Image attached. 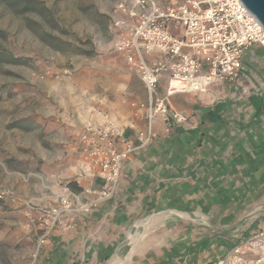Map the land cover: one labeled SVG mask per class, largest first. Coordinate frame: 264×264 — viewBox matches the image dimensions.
Here are the masks:
<instances>
[{"label": "crops", "instance_id": "1", "mask_svg": "<svg viewBox=\"0 0 264 264\" xmlns=\"http://www.w3.org/2000/svg\"><path fill=\"white\" fill-rule=\"evenodd\" d=\"M259 48L253 44L244 51L236 81L215 83L221 90L212 91L221 97L210 100L206 90L170 97L169 106L187 120L166 129L163 118L155 116L151 140L123 162L111 197L97 199L101 178L76 176L73 205L91 204L61 218L39 245L35 264H110L115 256H129L127 264H215L234 243L264 229V54L256 53ZM165 84L162 76L159 96ZM116 97L108 116L124 137L138 143V133L147 130L138 103L147 101V91L144 101ZM87 119L81 125L96 123ZM58 142L76 165L78 132L75 136L70 129ZM31 209L13 207L17 221L5 226L1 238L13 244L29 238Z\"/></svg>", "mask_w": 264, "mask_h": 264}, {"label": "rangeland", "instance_id": "2", "mask_svg": "<svg viewBox=\"0 0 264 264\" xmlns=\"http://www.w3.org/2000/svg\"><path fill=\"white\" fill-rule=\"evenodd\" d=\"M34 1L37 10L0 0V51L25 61L0 62V264H35L40 216L78 176L59 139L70 129L79 135L84 119L111 121L117 93L146 99L139 75L112 47L116 0ZM213 85L210 100L221 97ZM26 206L35 213L29 238L2 239L17 221L12 208Z\"/></svg>", "mask_w": 264, "mask_h": 264}, {"label": "built area", "instance_id": "3", "mask_svg": "<svg viewBox=\"0 0 264 264\" xmlns=\"http://www.w3.org/2000/svg\"><path fill=\"white\" fill-rule=\"evenodd\" d=\"M115 11L112 47L138 73L147 91V101L138 103L145 110L147 130L139 132L134 143L109 120L83 127L76 165L79 176L103 180L97 199L112 196L123 162L151 140L155 116L163 118L166 129L187 120L169 106L171 96L236 81L244 51L253 44L264 49V26L241 0H116ZM162 76L166 84L159 96ZM72 196L64 185L44 210L38 245L64 215L88 210L91 202L76 207ZM215 264H264V229L241 238Z\"/></svg>", "mask_w": 264, "mask_h": 264}, {"label": "trees", "instance_id": "4", "mask_svg": "<svg viewBox=\"0 0 264 264\" xmlns=\"http://www.w3.org/2000/svg\"><path fill=\"white\" fill-rule=\"evenodd\" d=\"M20 3H23L26 8H29L30 10H37L40 8V5L36 3L34 0H19ZM9 62V63H24L25 61L22 59V57H15L10 54H7L5 52L0 51V62ZM70 187H76L75 183L73 181H70L68 183Z\"/></svg>", "mask_w": 264, "mask_h": 264}, {"label": "water", "instance_id": "5", "mask_svg": "<svg viewBox=\"0 0 264 264\" xmlns=\"http://www.w3.org/2000/svg\"><path fill=\"white\" fill-rule=\"evenodd\" d=\"M247 9L261 22L264 26V0H241Z\"/></svg>", "mask_w": 264, "mask_h": 264}, {"label": "bare ground", "instance_id": "6", "mask_svg": "<svg viewBox=\"0 0 264 264\" xmlns=\"http://www.w3.org/2000/svg\"><path fill=\"white\" fill-rule=\"evenodd\" d=\"M152 227H153V226H152ZM144 233H146V232H142V234H141L139 240L142 239ZM145 236H146V235H145ZM150 238H151V237H150ZM139 240L134 244L135 247L139 246V245H137V244L141 243V242H139ZM136 245H137V246H136ZM144 245H145V244H144ZM137 248H138V247H137ZM142 248H143V247H142ZM147 248H148V247H147ZM131 251H132V250H131ZM137 253H138V252H137ZM128 258H129V256L126 257V259H125V257H124V259H123V258H121L120 256H115V257L113 258V260L111 261L110 264H127ZM128 262H129V261H128Z\"/></svg>", "mask_w": 264, "mask_h": 264}]
</instances>
